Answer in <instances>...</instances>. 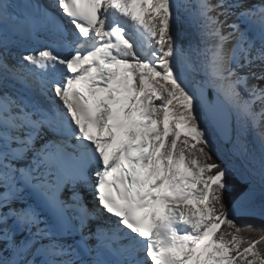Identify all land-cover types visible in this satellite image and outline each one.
Returning <instances> with one entry per match:
<instances>
[{"label": "snow or ice", "instance_id": "obj_1", "mask_svg": "<svg viewBox=\"0 0 264 264\" xmlns=\"http://www.w3.org/2000/svg\"><path fill=\"white\" fill-rule=\"evenodd\" d=\"M0 264H264V0H0Z\"/></svg>", "mask_w": 264, "mask_h": 264}, {"label": "bare ground", "instance_id": "obj_2", "mask_svg": "<svg viewBox=\"0 0 264 264\" xmlns=\"http://www.w3.org/2000/svg\"><path fill=\"white\" fill-rule=\"evenodd\" d=\"M177 31L180 33V42L184 41V25L180 24L177 26Z\"/></svg>", "mask_w": 264, "mask_h": 264}, {"label": "water", "instance_id": "obj_3", "mask_svg": "<svg viewBox=\"0 0 264 264\" xmlns=\"http://www.w3.org/2000/svg\"><path fill=\"white\" fill-rule=\"evenodd\" d=\"M212 99V97L211 96H209V100H211Z\"/></svg>", "mask_w": 264, "mask_h": 264}]
</instances>
